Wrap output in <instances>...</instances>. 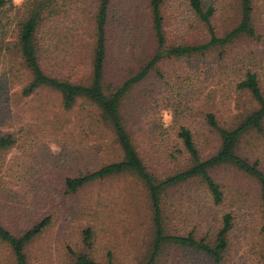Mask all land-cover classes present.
<instances>
[{
  "label": "rangeland",
  "instance_id": "1",
  "mask_svg": "<svg viewBox=\"0 0 264 264\" xmlns=\"http://www.w3.org/2000/svg\"><path fill=\"white\" fill-rule=\"evenodd\" d=\"M147 1L112 0L117 17L113 19L112 27L110 80L123 79L129 68L139 67L154 47L153 38L151 40L147 32ZM27 2L9 0L0 14V49L4 48L0 50V78L6 85L3 96L10 98L5 101L0 95V127L21 131L18 135L29 132L18 146L6 152V166L12 168L17 162L19 165L27 163L34 171L50 154L59 152L58 141L63 139L56 126L63 119L55 115L57 96L53 94L44 92L33 99L12 95L29 79L18 52L9 53L6 49L8 42L17 39L19 24L26 17ZM204 2L215 6L212 22L218 34L223 35L236 26L239 0ZM255 6L263 24L259 40L239 38L225 49L222 59L220 54L224 49L217 47L207 54L166 61L159 68L165 72L167 82H162L154 71L129 94L125 109L131 125L136 124L135 132L141 130L136 135V142L140 144L145 162L159 178L186 165L174 157L180 156L182 148L177 137L176 119L180 123L194 122L195 133L201 139L204 151L210 153L219 147V140L206 122V113L215 112L222 122H235L242 112L255 107L249 93L237 88L238 73L234 62L238 57L252 56L258 60L264 91V0H256ZM94 8L95 0H81L69 14L83 32L84 23L91 25L93 21L84 14ZM163 14L170 43L198 44L208 40L204 23L190 10L188 0H165ZM70 18L58 17L47 27L52 31H46L44 37L54 40L52 44L57 54H63L66 48L64 44L56 45L57 41L75 43L70 49L83 65L80 76H89L85 35L81 31L76 32L75 37L70 33L65 35L64 29ZM146 139L148 144L142 143ZM53 145L57 151H53ZM240 153L251 160L259 158L264 168V134L248 133L242 140ZM74 168L77 167L56 170L52 179L62 183L63 177L68 172L73 173ZM212 174L225 191V203L213 206L199 181L171 189L165 199L173 211L171 231L186 233L199 226L196 234L212 233L223 212L232 210L236 215H243L245 221L229 236L230 250L223 264H264V235L259 232L264 223V202L260 199L257 181L230 165L213 169ZM64 198L55 203L57 207L50 205L57 213L55 222L30 247L31 264H69L70 248L86 252L100 261H107L112 256L115 264H136L144 260L151 240V211L147 195L138 181L128 176L114 177ZM89 226L94 230L91 246L84 242V230ZM0 264H13V256L2 246ZM159 264L214 263L202 253L168 249Z\"/></svg>",
  "mask_w": 264,
  "mask_h": 264
},
{
  "label": "trees",
  "instance_id": "2",
  "mask_svg": "<svg viewBox=\"0 0 264 264\" xmlns=\"http://www.w3.org/2000/svg\"><path fill=\"white\" fill-rule=\"evenodd\" d=\"M8 2L0 0V14ZM80 2L28 0L26 17L19 24L17 39L6 44L7 52H18L29 73L27 83L12 95L33 99L47 92L57 96L55 115H59L63 121L55 126L63 140L58 141L59 152L44 159L39 169L32 171L27 163L19 165L18 162L8 168L6 152L18 146L29 132L18 135L22 132L0 127V246L13 256V264H31L30 247L55 222L57 213L50 205L57 207L55 203L59 199H65L88 186L114 177L128 176L142 185L151 211L149 250L144 260L136 264H159L168 249L191 250L204 254L214 264H223L230 250L229 236L236 226L245 221V217L227 210L220 216L219 225L212 233L196 234L199 226L186 233H176L170 229L173 211L170 204L168 208L165 199L171 189L199 181L204 185L213 206L224 204L225 191L212 170L230 165L257 181L260 199L264 202L262 163L259 158L251 160L240 153L242 140L248 133L264 134V91L258 60L247 56L238 57L234 62L238 73L237 88L249 93L255 107L242 112L235 122H222L215 112L206 113V122L219 140V147L210 153L204 151L201 139L195 133V123H180L176 119L177 137L182 148L179 150L180 156L174 157L186 165L162 178L145 162L140 144L136 142V135L141 130L135 132L136 124L131 125L125 105L133 89L154 71L162 82H167L165 72L159 68L166 61L207 54L217 47L224 49L220 54L222 59L226 54L225 49L239 38L259 40L263 24L255 6L256 0H239L238 23L223 35L218 34L212 22L215 6L206 5L204 0H188L190 10L204 23L209 36L206 42L198 44L170 43L163 14L165 0H148L147 32L151 40L153 38L154 47L139 67L129 68V73L119 81L109 78L113 19L117 17L112 0H95L94 10L84 14L93 20L91 25L84 23V32L69 15L74 5ZM62 15L71 19L69 25L65 26V35L70 33L75 37V33L81 31L86 37L89 76H80L83 65L79 64L80 58L70 49L75 43L57 41L56 45L66 46L64 52L61 51L63 54H57L52 44L54 40L44 37L46 31H52L47 27ZM5 87L0 78V95L5 101H10V98L3 96ZM142 143L148 144L147 139ZM71 166L77 168L73 173L68 172L62 183L58 184L52 179L56 170ZM42 210L44 212L39 217ZM93 232L92 226L84 230V242L88 246H91ZM259 232L264 235V223ZM69 252V264H115L112 256L107 261H100L73 248Z\"/></svg>",
  "mask_w": 264,
  "mask_h": 264
},
{
  "label": "clouds",
  "instance_id": "3",
  "mask_svg": "<svg viewBox=\"0 0 264 264\" xmlns=\"http://www.w3.org/2000/svg\"><path fill=\"white\" fill-rule=\"evenodd\" d=\"M17 2H19V0H17ZM52 148H53V151H57L58 150L55 145H53Z\"/></svg>",
  "mask_w": 264,
  "mask_h": 264
}]
</instances>
